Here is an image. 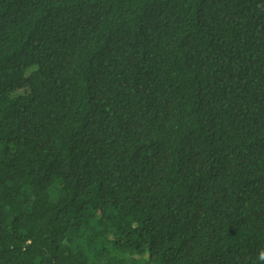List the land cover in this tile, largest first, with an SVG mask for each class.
<instances>
[{
  "label": "trees",
  "instance_id": "1",
  "mask_svg": "<svg viewBox=\"0 0 264 264\" xmlns=\"http://www.w3.org/2000/svg\"><path fill=\"white\" fill-rule=\"evenodd\" d=\"M0 264H264V0H0Z\"/></svg>",
  "mask_w": 264,
  "mask_h": 264
}]
</instances>
